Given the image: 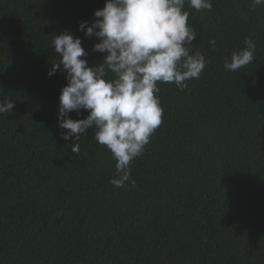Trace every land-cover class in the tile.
Masks as SVG:
<instances>
[{"label": "trees", "instance_id": "trees-1", "mask_svg": "<svg viewBox=\"0 0 264 264\" xmlns=\"http://www.w3.org/2000/svg\"><path fill=\"white\" fill-rule=\"evenodd\" d=\"M211 2L185 0L190 54L207 63L183 90L157 82L162 122L130 165L135 184L118 188L94 127L62 139L67 81L47 75L64 30L89 66L102 60L77 25L104 0H0V101L14 102L0 114V264H264V5ZM246 38L253 62L227 70Z\"/></svg>", "mask_w": 264, "mask_h": 264}, {"label": "clouds", "instance_id": "clouds-1", "mask_svg": "<svg viewBox=\"0 0 264 264\" xmlns=\"http://www.w3.org/2000/svg\"><path fill=\"white\" fill-rule=\"evenodd\" d=\"M252 2L264 5V0ZM188 3L197 11L212 9L211 0ZM184 4L185 0H104L91 22L77 25L85 37L96 38L92 51L104 54L92 66L79 36L68 30L51 34L50 43L59 59L50 63L47 75L63 72L67 81L58 97L57 125L66 130L61 137L79 140L94 127L96 141L116 160L117 176L110 181L115 187L135 184L130 165L162 122L157 82L174 83L183 90L187 81L200 77L207 63L201 53L190 54L197 30L188 24ZM244 43L245 48L225 61L227 70L253 62L256 46L251 38ZM13 108V101H0V114ZM82 109L87 111L84 118H70V112L79 116ZM71 151L79 152V145L74 144Z\"/></svg>", "mask_w": 264, "mask_h": 264}]
</instances>
